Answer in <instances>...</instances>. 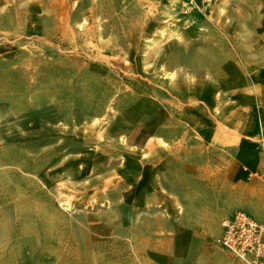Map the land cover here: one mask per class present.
Returning a JSON list of instances; mask_svg holds the SVG:
<instances>
[{
  "label": "rangeland",
  "instance_id": "obj_1",
  "mask_svg": "<svg viewBox=\"0 0 264 264\" xmlns=\"http://www.w3.org/2000/svg\"><path fill=\"white\" fill-rule=\"evenodd\" d=\"M252 78L264 0H0V264H246Z\"/></svg>",
  "mask_w": 264,
  "mask_h": 264
},
{
  "label": "crops",
  "instance_id": "obj_2",
  "mask_svg": "<svg viewBox=\"0 0 264 264\" xmlns=\"http://www.w3.org/2000/svg\"><path fill=\"white\" fill-rule=\"evenodd\" d=\"M251 88L250 93L253 95V97L257 98V102H253L250 106V115H251V121H252V133H251V145L253 148H255L251 153L252 156H254L255 161L258 163V168L255 167L250 170H262L264 168V80H256L255 78H252L251 80ZM254 85V86H253ZM248 89V88H247ZM249 92H246L248 94ZM248 96H246L247 98ZM231 148V146H229ZM210 146L206 145L204 146V151H208ZM232 149H229V153H231ZM253 158L251 159V161ZM250 161V162H251ZM254 161V162H255ZM235 159L233 156H229L228 160L224 162V168L223 172L224 174H227L229 179L227 182V189H225L223 186H220L218 188L219 193H223L225 190H227V195L230 196L231 202H234L233 196H242L243 202L239 205L231 204L227 206L224 210H222L221 213V220L218 223L217 228V234L216 237L219 235L220 232V225L222 220L226 218L232 217L236 212L238 211H244L251 216H253L255 219H257L259 222L264 224V185L256 180L255 178H248V173L244 174L247 181H244L243 183V191L242 193L239 192V188L237 191V183L235 182L236 178V168H235ZM249 169V168H246ZM245 173L244 171H242ZM264 173V171H261ZM254 175L255 172H252ZM257 174H259L257 172ZM243 176V177H244ZM261 177L262 174H261ZM264 178V177H263ZM235 188V189H233ZM257 203V204H255ZM216 243V241H215ZM220 247V246H219ZM224 249V248H222ZM226 250V249H224ZM228 251V250H227Z\"/></svg>",
  "mask_w": 264,
  "mask_h": 264
},
{
  "label": "built area",
  "instance_id": "obj_3",
  "mask_svg": "<svg viewBox=\"0 0 264 264\" xmlns=\"http://www.w3.org/2000/svg\"><path fill=\"white\" fill-rule=\"evenodd\" d=\"M215 241L246 264H264V224L244 211L222 220Z\"/></svg>",
  "mask_w": 264,
  "mask_h": 264
}]
</instances>
